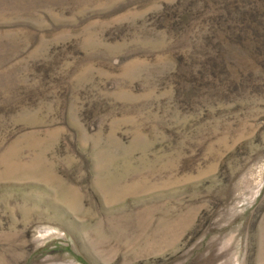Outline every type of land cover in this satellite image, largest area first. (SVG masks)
Returning a JSON list of instances; mask_svg holds the SVG:
<instances>
[{"label": "rangeland", "instance_id": "obj_1", "mask_svg": "<svg viewBox=\"0 0 264 264\" xmlns=\"http://www.w3.org/2000/svg\"><path fill=\"white\" fill-rule=\"evenodd\" d=\"M0 264H264V0H0Z\"/></svg>", "mask_w": 264, "mask_h": 264}]
</instances>
